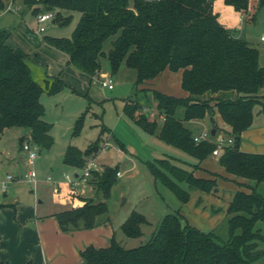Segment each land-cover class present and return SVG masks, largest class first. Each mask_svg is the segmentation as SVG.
<instances>
[{"label": "trees", "instance_id": "1", "mask_svg": "<svg viewBox=\"0 0 264 264\" xmlns=\"http://www.w3.org/2000/svg\"><path fill=\"white\" fill-rule=\"evenodd\" d=\"M235 10L247 13L251 0H224ZM214 0H23L26 7L37 14L55 12L54 20L66 24L71 13H81L71 37L45 36L49 44L68 54V63L91 76L103 70L102 59L107 58L111 73L122 65L136 70L137 91H150L158 109L153 116L138 100L128 101L124 113L145 131L189 153L198 163L177 164L171 158L149 162L156 178L171 189L185 203L191 189L211 192L216 178L194 174L208 155L213 154V140L195 141L187 122L208 117L216 132V115L231 127L233 144L226 145L219 157L226 172L255 181L250 191L239 189L227 207L228 238L220 241L213 231H204L190 224L182 212L166 214L151 239L137 247L123 246L115 236L107 246L88 245L81 251L82 263L73 264H253L264 256V194L257 190L264 181V153L241 149L242 133L254 119V108L264 99L260 89L264 85V66L260 50L247 40L235 36L232 29L219 20ZM0 0V10L6 8ZM264 8V0L257 1ZM9 32L0 30V134L10 127L29 129L31 138L40 147L53 144L52 124L44 119L45 107L41 95L53 94L66 82L59 76L46 77L41 84L33 76L29 55L7 43ZM112 39V47L105 51L104 43ZM165 69L182 70V88L186 96H174L157 89L139 88L146 80L157 77ZM182 114L179 115V110ZM83 118L77 120L74 133L79 132ZM103 129L107 130L106 127ZM24 141V137L20 138ZM120 146L122 142L117 139ZM101 149L99 140L85 149L69 144L64 162L82 168L87 158ZM118 168L107 165L94 170L89 182L103 189L107 198L117 179ZM183 184H186L184 186ZM75 205L57 213L66 230L92 228L100 216L108 211L105 200L72 194ZM8 206L0 203V209ZM263 226H258V223ZM146 217L133 211L121 228L128 236H140ZM1 239V237H0ZM0 264H6L0 259ZM28 264H32L29 262Z\"/></svg>", "mask_w": 264, "mask_h": 264}, {"label": "rangeland", "instance_id": "2", "mask_svg": "<svg viewBox=\"0 0 264 264\" xmlns=\"http://www.w3.org/2000/svg\"><path fill=\"white\" fill-rule=\"evenodd\" d=\"M5 1L7 5L21 4L26 9L23 11V21L28 27L32 45L39 53L37 58L34 55L32 58H28L34 78L41 84H45L48 68L50 70L58 68L56 75H60L66 85L59 92L53 94L44 92L41 95V101L45 107L44 119L52 124L53 144L49 149L39 146L34 163L39 182H30L25 177L10 181L7 192L0 190V202L11 201L14 196L19 199H22L23 195L33 197L34 187L37 189L44 187L48 194L47 196L46 193L40 195L45 199L44 203L49 204L52 201L50 191L53 192L55 187L53 182L66 183L64 174L75 171V168L63 162L68 145L73 144L83 150L90 143L99 140L102 152L97 155L98 163L100 162L98 171H102L109 165L117 167L122 175L118 176L113 183L107 198L103 194V189H99L97 185L91 183L93 192L90 193V197L96 202L103 200L107 202L108 211L100 217L102 219L109 218L110 225L114 229L113 234L123 246L133 248L145 244L153 236L161 219L166 214L174 213L179 209L183 215L185 212L188 217L185 216V218L189 223L202 227L205 231H213L220 241L227 240L229 228L228 216L225 212L217 211L212 214L214 222H216L213 227L206 223L201 225L200 222L205 218L195 214L194 210L191 211L190 206H185V203L159 178H156L150 169L149 162H156L164 157L171 158L177 164H183L184 167H188L189 163H198V160L184 150L165 142L156 133L145 131L124 113L125 103L132 100L141 102L152 116L158 111L150 91H137L136 70L122 65L116 73L112 74L108 59L104 58L102 59V71L110 72L114 87L104 86L102 75L91 76L73 64L65 65L61 56L63 55L62 50L48 42H46L47 46L42 43L45 36L71 37L78 24L80 12L63 11L64 15L70 13L72 15L70 22L66 24L55 22L54 18L40 23L37 20L38 14L32 8L26 7L23 0ZM257 1L251 0L248 14L242 19L234 20L236 24L232 30L237 37L247 40L260 50L261 62L264 64V43L261 40V35L264 32V8L258 9ZM40 26H44L45 31L38 32ZM114 38L115 36H112L105 41V51L112 47ZM40 61L44 63L47 61L46 65L40 64ZM49 61L50 63H48ZM50 70L49 72H52ZM259 109H261V105H256L254 108L256 121L260 117L257 113ZM182 113V109H180L179 115ZM80 118H83L82 125L79 132L74 133L77 120ZM220 121L217 120L216 125L220 133H225L226 126ZM209 123L207 128L211 129L214 125L211 121ZM189 126L193 133L203 132L202 125L189 124ZM104 127L107 130L103 129ZM23 130L27 131L28 128L10 127L0 136V182L6 179L8 173L22 174L30 169L26 160V152L21 149L24 141L27 140V137H24V141H20V136L24 135ZM219 131L217 135H213V138L216 139L219 136ZM117 139L122 142V148L118 146L120 144ZM204 162L212 170L221 172L223 169H220L221 164L218 156L210 154L204 159ZM48 176H51L53 181H45ZM253 184L255 185V182ZM82 185L85 184L81 183ZM183 185L186 186V184ZM222 187L229 190L231 185L223 183ZM257 190L264 194V181L258 184ZM63 208L66 207L63 206ZM133 211L142 213L147 219V223L142 225L143 233L137 237L126 235L121 228L122 223ZM258 226L262 227L263 224L260 222ZM260 247H264V242L260 243ZM253 264H264V256Z\"/></svg>", "mask_w": 264, "mask_h": 264}, {"label": "crops", "instance_id": "3", "mask_svg": "<svg viewBox=\"0 0 264 264\" xmlns=\"http://www.w3.org/2000/svg\"><path fill=\"white\" fill-rule=\"evenodd\" d=\"M24 10L26 9L23 5H15V3L9 4L6 8L0 10V30H7L9 32L7 43L11 47L24 50L29 55V58H32L33 55L37 58L39 57V53L34 49L35 47L32 45L31 38L28 35V27L23 21ZM214 11L218 13L220 22L230 29H234L237 18L242 19L243 16L245 17L248 14V12L243 13L235 10L232 5L226 4L224 0H215ZM234 20L236 21L234 22ZM38 32L42 31L38 29ZM44 40L42 43H45V46H47L46 40ZM62 54L61 56L65 65H69L68 54L63 51ZM46 62L40 61V64L46 65ZM260 63L264 66L261 62V54ZM48 69L50 70V68ZM57 69L50 70L52 72L47 70L46 76L60 77V75H56ZM107 73L110 74V72L102 71L97 75L100 76ZM181 82L182 70L172 71L165 69L157 77L146 80L139 88L157 89L174 96H186L187 92L182 88ZM259 93L264 99V85ZM154 105L156 106V102ZM257 113L260 116L258 120L256 121L254 114L252 125L242 133L241 149L249 152L264 153V113L262 109H259ZM216 119L221 120L220 123L226 126L227 130L225 131H230L231 127L223 122L219 114L216 115ZM209 122V118L205 117L204 119L190 120L187 122V125H202V130H205L208 129ZM23 132L25 136L22 134L20 138L26 137L30 133L29 129L27 131L23 130ZM97 155L100 154L98 153ZM97 155L94 156L96 160L98 158ZM187 166L188 169H192V166L188 164ZM198 166L194 170V174L199 177L216 178L217 186L211 192L191 189L190 198L184 205L190 206V209L192 208L191 211L194 210L195 214H199V216L205 218L200 222L201 225L206 223L210 227H213L216 222H214L212 214L220 211L225 212L227 215V207L235 191L239 189L250 191V187L254 185L253 182L255 181L231 175L226 172L222 165L220 166V169L223 168L221 172L212 170L205 164L204 160ZM71 167L75 168L74 172L76 173L78 168ZM100 167L102 166L100 165ZM24 173L16 174V179L23 177ZM49 177L51 176H48L45 181H53L52 177L51 180L48 179ZM36 182H39V180L37 179ZM53 183L55 185L54 191H50L52 201L47 205L44 203L45 199L41 197L42 194L46 193V196L48 194L47 189L44 187H39V189L34 187L33 197L31 195H23L22 199H19L17 196H14L11 201L0 202L8 204V206L0 209V259L6 264H28L29 262L32 264L82 263L84 259L81 251L85 247L91 244L97 247L110 244L114 236V229L110 225L109 218L102 219L100 217L96 226L92 228H71L68 230L61 226L57 218L58 212L74 207L73 193L77 192L83 197H90V193L93 192V186L89 180L84 182V186L80 184L78 190L75 192L71 191L65 182L59 183L55 181ZM223 183L230 184L231 188L226 190L222 187ZM54 198L56 199L53 200ZM63 206L66 208H63ZM184 216H186L185 212ZM186 218L188 217L186 216Z\"/></svg>", "mask_w": 264, "mask_h": 264}, {"label": "built area", "instance_id": "4", "mask_svg": "<svg viewBox=\"0 0 264 264\" xmlns=\"http://www.w3.org/2000/svg\"><path fill=\"white\" fill-rule=\"evenodd\" d=\"M55 17V12L53 11H46V12H41L38 14V21L40 23H43L49 19H53ZM39 29L41 31L45 30L44 26H40ZM261 40L264 43V33L261 35ZM103 79H102V84L104 86H108L109 88H113V78L111 74H102ZM218 132H216L215 135H217ZM220 133V131H219ZM195 141L200 142L202 140H213L216 144L215 149L213 150L214 155H219L222 151V149L226 145L233 144L234 142V137L230 133V131H226L225 133H220L219 136L215 139L213 138V135L211 134V129H205L203 132H200L198 134H195L194 136ZM22 149L26 152V160L27 163L30 166V169L27 170V172L24 173L23 177H25L28 181L30 182H36L38 179L37 171L34 168V163L37 158L38 152H39V146L33 142L31 138H27L26 141H24L22 145ZM99 169V163L95 159L94 156H90L87 158L86 164L82 168H78L76 170V173H69L66 172L64 174L66 184L70 186L71 191H77L79 185L83 182H87L94 170ZM122 172L118 170L117 176H121ZM16 179V176L13 175L12 173H8L6 175V179L0 182V190L3 192H7L8 190V184L10 181H13ZM51 180V177L48 178ZM59 189V188H58Z\"/></svg>", "mask_w": 264, "mask_h": 264}, {"label": "water", "instance_id": "5", "mask_svg": "<svg viewBox=\"0 0 264 264\" xmlns=\"http://www.w3.org/2000/svg\"><path fill=\"white\" fill-rule=\"evenodd\" d=\"M211 134L215 135L216 134V129L215 128H211Z\"/></svg>", "mask_w": 264, "mask_h": 264}]
</instances>
